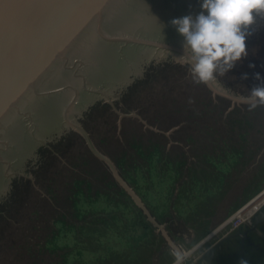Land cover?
Here are the masks:
<instances>
[{"label": "water", "instance_id": "95a60500", "mask_svg": "<svg viewBox=\"0 0 264 264\" xmlns=\"http://www.w3.org/2000/svg\"><path fill=\"white\" fill-rule=\"evenodd\" d=\"M201 10L0 0V264H170V242L187 250L264 187V106L214 95L172 58L184 40L171 21ZM250 32L218 92L264 84V19ZM262 223L264 203L247 231ZM62 232L83 254L50 250ZM239 235L188 257L200 241L185 264H213Z\"/></svg>", "mask_w": 264, "mask_h": 264}, {"label": "clouds", "instance_id": "9594fccd", "mask_svg": "<svg viewBox=\"0 0 264 264\" xmlns=\"http://www.w3.org/2000/svg\"><path fill=\"white\" fill-rule=\"evenodd\" d=\"M201 9L195 17L186 15L171 21L184 40V54L172 56L174 62L188 65L192 83L208 85L214 95L246 104L249 111L264 106V84L253 87L247 96L223 86L220 92L216 89L220 84L217 76L223 77L247 57L246 37L257 19H264V0H201ZM256 79H261L259 74ZM169 249L173 264H185L186 252L182 246L170 242ZM240 264L247 261L242 259Z\"/></svg>", "mask_w": 264, "mask_h": 264}, {"label": "flooded vegetation", "instance_id": "af4514ba", "mask_svg": "<svg viewBox=\"0 0 264 264\" xmlns=\"http://www.w3.org/2000/svg\"><path fill=\"white\" fill-rule=\"evenodd\" d=\"M248 226L249 225H242L238 230L233 232L240 233V235L237 238L224 241L222 245L224 243H231L234 245L233 250L229 251L228 257L237 259L236 264H240L242 259L248 262V258L253 259L254 264H263L264 223L258 225L253 231H247L249 229ZM245 231H247V235L243 236Z\"/></svg>", "mask_w": 264, "mask_h": 264}, {"label": "built area", "instance_id": "2783aa9c", "mask_svg": "<svg viewBox=\"0 0 264 264\" xmlns=\"http://www.w3.org/2000/svg\"><path fill=\"white\" fill-rule=\"evenodd\" d=\"M263 203L264 190L257 193L250 201L227 217V219H225L214 231L209 233L202 241H207L211 236L219 232L224 235L232 234L242 225H248L254 213L263 205Z\"/></svg>", "mask_w": 264, "mask_h": 264}, {"label": "trees", "instance_id": "16d2710c", "mask_svg": "<svg viewBox=\"0 0 264 264\" xmlns=\"http://www.w3.org/2000/svg\"><path fill=\"white\" fill-rule=\"evenodd\" d=\"M135 147H137V148H140V145L139 144H135L134 145ZM228 161H229V163H236L237 162V157H235V156H229L228 157ZM156 164V163H155ZM124 165H126L125 163H124ZM151 171V170H150ZM155 172L156 173H158L157 171H156V168H155ZM149 175H147V176H145V175H143V177H148ZM128 178V177H127ZM135 180V181H134ZM137 179L136 178H133V183L134 184H146V182H148L147 181V178L145 179L144 178V180H142L141 179V181H136ZM159 192V191H158ZM148 199H150L149 197H148ZM91 201H93L92 199H90ZM93 207L94 206H96V205H94V204H91ZM86 207V206H85ZM94 208H96V207H94ZM78 209H79V207H78ZM91 209V208H90ZM81 210H83V209H81ZM125 210V209H124ZM129 210V207H127V211ZM84 211H82V212H78L79 214H78V217H81V216H83V213ZM62 231V230H61ZM60 231V232H61ZM66 231H68V232H70V231H74L73 230V228H69V229H64V231L63 232H66ZM63 232H62V234L60 235V236H58L60 239H54V244H52V246L50 247V250H52V251H57V250H60V249H62L64 246H67V247H74L75 248V254L74 255H72V257H74V256H77V255H79V254H83V249H81V248H79V244H77L76 243V241L75 240H73V242H72V244H65V240H66V238L64 239L63 237H64V234H63ZM73 237V236H72ZM72 237L70 238L71 240H72ZM83 250V251H82ZM52 253H54V252H52ZM65 261H63V263H64Z\"/></svg>", "mask_w": 264, "mask_h": 264}, {"label": "crops", "instance_id": "0c3cea01", "mask_svg": "<svg viewBox=\"0 0 264 264\" xmlns=\"http://www.w3.org/2000/svg\"><path fill=\"white\" fill-rule=\"evenodd\" d=\"M262 190H264V187H262L259 191H257L253 196H251L249 199H247V201H245L244 203H242L239 207H237L236 209H238V208H240V207H242L244 204H246L248 201H250L257 193H259L260 191H262ZM235 211V210H234ZM232 214V212L227 216V217H229L230 215ZM227 217H225L222 221H220L216 226H214L210 231H208L207 233H211L212 231H214L225 219H227ZM207 233L204 235V236H202L200 239H199V241L198 242H195L193 245H191L190 247L192 248L195 244H197V243H199L200 241H202L205 237H206V235H207ZM216 242V241H215ZM214 242V243H215ZM179 244V243H178ZM213 244V243H212ZM212 244H210V245H208L207 247H209V246H211ZM181 246V245H180ZM207 247H205V248H207ZM204 248V249H205ZM233 248H234V245H232L231 243H224L223 245H222V249H221V251H220V253H219V255H217L218 257V259H216V261L213 263V264H236V262H237V259H235V258H231V257H228V254H229V251L231 250H233ZM190 249V248H189ZM189 249H187V250H185V252L186 251H188ZM204 249H202L201 250V252L204 250ZM189 257V256H188ZM195 257H197V256H195ZM228 260V261H227ZM233 260H235V261H233ZM248 262L247 263H249V264H254V261H253V259H249L248 258ZM263 264H264V258H263Z\"/></svg>", "mask_w": 264, "mask_h": 264}, {"label": "rangeland", "instance_id": "374dc122", "mask_svg": "<svg viewBox=\"0 0 264 264\" xmlns=\"http://www.w3.org/2000/svg\"><path fill=\"white\" fill-rule=\"evenodd\" d=\"M253 196V195H252ZM247 201V200H246ZM237 209H235L236 211ZM233 211L232 214L235 212ZM209 233H207L208 235ZM206 235V236H207ZM224 236V234H222L221 232L217 233V234H214L213 236H211L207 241H205L204 243H202V245L196 250V252H193L189 257H195V256H198L200 253H201V250L204 249L205 247H207L208 245L214 243L215 241H217L218 239L222 238ZM199 241V240H198ZM196 241V242H198ZM179 242H177L176 244L177 245H180L178 244ZM191 248V247H189ZM188 248V249H189ZM170 250V249H169ZM235 261V260H233ZM170 264H173V261L170 263Z\"/></svg>", "mask_w": 264, "mask_h": 264}]
</instances>
